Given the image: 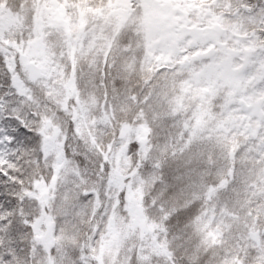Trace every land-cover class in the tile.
<instances>
[{
    "label": "snow or ice",
    "instance_id": "obj_1",
    "mask_svg": "<svg viewBox=\"0 0 264 264\" xmlns=\"http://www.w3.org/2000/svg\"><path fill=\"white\" fill-rule=\"evenodd\" d=\"M0 264H264V0H0Z\"/></svg>",
    "mask_w": 264,
    "mask_h": 264
}]
</instances>
